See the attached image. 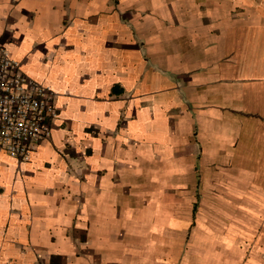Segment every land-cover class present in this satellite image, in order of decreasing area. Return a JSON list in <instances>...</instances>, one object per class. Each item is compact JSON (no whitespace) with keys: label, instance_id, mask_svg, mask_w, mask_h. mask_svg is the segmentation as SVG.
Masks as SVG:
<instances>
[{"label":"crops","instance_id":"1","mask_svg":"<svg viewBox=\"0 0 264 264\" xmlns=\"http://www.w3.org/2000/svg\"><path fill=\"white\" fill-rule=\"evenodd\" d=\"M55 92L0 149V264H264V0H0Z\"/></svg>","mask_w":264,"mask_h":264},{"label":"built area","instance_id":"2","mask_svg":"<svg viewBox=\"0 0 264 264\" xmlns=\"http://www.w3.org/2000/svg\"><path fill=\"white\" fill-rule=\"evenodd\" d=\"M57 117L55 92L24 74L0 41V149L27 160Z\"/></svg>","mask_w":264,"mask_h":264}]
</instances>
